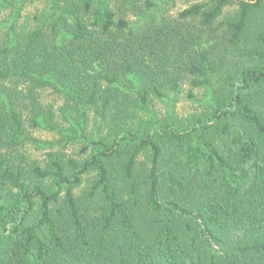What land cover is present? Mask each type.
Instances as JSON below:
<instances>
[{"label": "trees", "instance_id": "1", "mask_svg": "<svg viewBox=\"0 0 264 264\" xmlns=\"http://www.w3.org/2000/svg\"><path fill=\"white\" fill-rule=\"evenodd\" d=\"M263 4L0 0V264H264Z\"/></svg>", "mask_w": 264, "mask_h": 264}, {"label": "rangeland", "instance_id": "2", "mask_svg": "<svg viewBox=\"0 0 264 264\" xmlns=\"http://www.w3.org/2000/svg\"><path fill=\"white\" fill-rule=\"evenodd\" d=\"M208 0H176V6L173 10H169V14L170 15H177L179 12H181L182 10L190 7L193 4H201L204 2H207ZM237 12V8L235 6L233 7H229L227 8L224 13L223 16L220 18L221 20H229V19H233L236 15ZM264 25V4L263 7L260 11H258L254 17L253 20L250 24V35L255 34V32L262 26ZM43 99L47 104H55V106L57 107L58 105V98H56V96H54L53 94L46 92L43 93ZM179 111L180 113H186L187 111H191L190 105L188 103H186L185 101H183L180 105H179ZM34 136L42 139V140H51L54 137L45 133H34ZM70 154H72L70 152ZM35 156H38V158H42L43 157V153H35ZM88 185V182H86L84 184V188Z\"/></svg>", "mask_w": 264, "mask_h": 264}]
</instances>
